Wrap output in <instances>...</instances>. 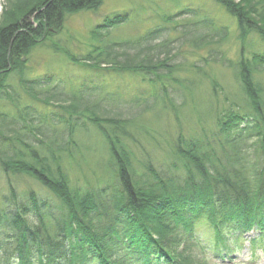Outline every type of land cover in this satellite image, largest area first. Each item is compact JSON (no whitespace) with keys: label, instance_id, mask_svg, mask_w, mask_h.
Listing matches in <instances>:
<instances>
[{"label":"trees","instance_id":"16d2710c","mask_svg":"<svg viewBox=\"0 0 264 264\" xmlns=\"http://www.w3.org/2000/svg\"><path fill=\"white\" fill-rule=\"evenodd\" d=\"M165 1L178 6L177 0ZM212 1L234 21L241 42L251 34L264 42V0ZM103 2L22 0L0 21V103L9 108L0 109V173L29 178L47 190V195L20 193L6 184L0 264H197L183 256V246L199 226L222 244L229 237L264 232V101L254 79L264 70V54L248 60L241 50L235 69L249 113L240 108L217 118L220 153L178 136L175 155L186 169L181 185L151 167L138 175L131 149L134 121L106 110L120 101L119 90L91 82L66 84L51 74L27 77L24 59L50 42L48 49L74 66L113 77L135 75L154 85L160 75L170 77L175 70L168 65L174 40L168 36L152 45L170 32L168 26L186 28L182 39L195 48L213 38L226 40L225 30L210 24L197 34L203 30L199 21L176 22L197 17V10L184 7L165 16V26L128 38L111 37L127 14L106 18L90 32L83 55L53 42L65 16L96 11ZM11 78L15 84L8 82ZM91 138H97L104 160L97 165V187L82 189L70 173L96 155L86 145Z\"/></svg>","mask_w":264,"mask_h":264},{"label":"rangeland","instance_id":"374dc122","mask_svg":"<svg viewBox=\"0 0 264 264\" xmlns=\"http://www.w3.org/2000/svg\"><path fill=\"white\" fill-rule=\"evenodd\" d=\"M21 1L0 0V21L6 10ZM177 4L178 6L165 0H104L96 11L65 16L60 31L52 38L58 46L65 47L76 55H83L89 50L90 32L106 18L119 13L127 14V20L121 25L122 29L111 32V37L121 35L122 38H128L165 26L164 17L177 13L184 7L197 10L198 15L177 19L176 22L181 25L199 21L202 27L210 24L213 29L225 30V41L213 38L208 40L209 45L195 48L182 39L186 28L168 26L170 32L159 35L152 45L168 36L170 40H174L168 41L171 57L168 65L174 66L175 70L170 77L160 75L155 79L154 85L135 75L113 77L106 72L74 66L49 50L50 42L32 51L24 62L27 61L26 75L29 78L51 74L55 80H62L66 84L72 82L91 85V82L94 85H109L112 91L119 90L120 101L115 105L105 106L110 116L134 121L135 126L130 131L133 133L131 138L135 141L131 143V149L134 153L133 165L138 175L148 174L146 168L151 167L160 176L168 179L176 177L181 185L186 169L175 155L178 136L199 140L220 153L222 139L216 124L217 118L224 113L238 112L240 108L246 114L249 113L235 69L241 60V50L249 60L254 54H264V42L256 34H251L244 43L241 42L234 21L228 19L212 0H177ZM202 29L197 34L203 33L205 29ZM125 51L128 54L134 52L132 49ZM254 79L263 91L264 101V70L256 73ZM8 82L16 83L13 78ZM2 107L9 109L0 103V109ZM90 141L86 145L92 150L96 149V155L80 168L74 166L70 173L71 181L82 189L97 187V165L101 159L104 160L105 152L99 150L97 138H91ZM247 160H251L249 156ZM242 165L244 163L241 162ZM243 174H247L246 169ZM8 182L20 193L34 191L47 195L43 186L29 178L0 173V207L7 195ZM150 182L154 183L151 178ZM215 240L214 233L207 227L199 226L193 236L185 241L183 256L191 261L196 260L197 264H264V232L261 236L254 230L247 236L229 237L223 244ZM253 240L256 241L255 245L252 244Z\"/></svg>","mask_w":264,"mask_h":264}]
</instances>
